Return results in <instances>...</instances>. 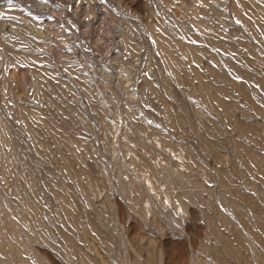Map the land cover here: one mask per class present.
<instances>
[{
  "label": "rangeland",
  "instance_id": "374dc122",
  "mask_svg": "<svg viewBox=\"0 0 264 264\" xmlns=\"http://www.w3.org/2000/svg\"><path fill=\"white\" fill-rule=\"evenodd\" d=\"M0 264H264V0H0Z\"/></svg>",
  "mask_w": 264,
  "mask_h": 264
},
{
  "label": "bare ground",
  "instance_id": "6f19581e",
  "mask_svg": "<svg viewBox=\"0 0 264 264\" xmlns=\"http://www.w3.org/2000/svg\"><path fill=\"white\" fill-rule=\"evenodd\" d=\"M151 184V183H150Z\"/></svg>",
  "mask_w": 264,
  "mask_h": 264
}]
</instances>
